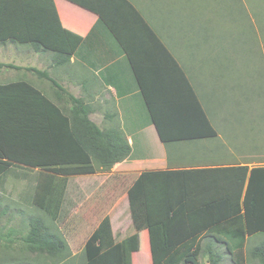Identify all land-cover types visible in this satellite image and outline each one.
Listing matches in <instances>:
<instances>
[{"label":"trees","instance_id":"trees-1","mask_svg":"<svg viewBox=\"0 0 264 264\" xmlns=\"http://www.w3.org/2000/svg\"><path fill=\"white\" fill-rule=\"evenodd\" d=\"M93 3L99 21L128 59L159 141L169 146L216 139L217 128L194 84L140 12L128 0ZM0 7H5L0 12V24L5 27L0 29V43L51 51L59 65L69 61L70 47L53 0H2ZM16 22L24 24L21 29ZM130 34L141 37L139 51L124 40ZM30 70L49 79L42 71ZM161 76L163 82L175 81L177 92L157 89ZM259 89L260 96L264 95ZM125 95L128 93L117 91L118 97ZM68 97L71 107L67 113L28 83L0 85V186L12 167L21 171V176L38 169V174L71 177L92 175L141 157L137 143L130 144L120 129L100 128L89 119L88 106ZM141 112L138 108L135 117ZM126 199L134 232L145 231L151 264H200L202 254L208 255L210 264H220L223 255L230 264H246L247 242L264 233L253 225L257 218H264V166L176 168L169 164L165 170L141 172L127 189ZM137 236L117 240L110 219L103 217L84 243L81 264H123L135 248L140 249ZM20 239L29 254L52 260L67 255L64 238L39 216L28 219L27 232ZM257 242L248 256L255 264H264V238ZM123 247L130 256H125Z\"/></svg>","mask_w":264,"mask_h":264},{"label":"rangeland","instance_id":"rangeland-1","mask_svg":"<svg viewBox=\"0 0 264 264\" xmlns=\"http://www.w3.org/2000/svg\"><path fill=\"white\" fill-rule=\"evenodd\" d=\"M138 1L144 9L158 12L160 5L167 9L174 4L172 0H147L146 4ZM176 1L182 2L178 14H171L172 8L161 13L164 18L171 15L163 21L169 37L166 41L185 65L202 106L209 111L217 128L218 137L206 146L210 147L209 161L224 165L256 164L260 159L264 162V95L260 96L259 89L264 90V0ZM187 27L192 38V45H187L191 55L187 48L176 47L178 44L172 37ZM9 51V47L0 50V61L5 65L12 63ZM136 98L141 97L138 94ZM128 118L134 125L139 124L138 119L130 115ZM94 120L102 125L101 115ZM208 140L178 145L184 150L193 143ZM131 166L134 173H115L110 177L102 171L71 177L41 172L21 176L22 172L12 167L0 186V264H81L84 243L103 217L110 219L117 240L138 235L140 249L135 248L123 264H151L147 238L144 243L145 231L134 232L128 213L126 188L135 178V171L142 170ZM124 169L130 168L118 172ZM33 216L41 217L64 238L68 249L65 258L52 260L23 250L20 238L27 232L28 219ZM9 233L13 235L9 237ZM259 235L256 237L259 240L251 239L246 244V264L256 263L249 258L248 250L256 240L264 238V234ZM123 251L125 256L129 254L125 247ZM223 256L220 264H230L227 256ZM199 263L210 264L208 255L202 254Z\"/></svg>","mask_w":264,"mask_h":264},{"label":"crops","instance_id":"crops-1","mask_svg":"<svg viewBox=\"0 0 264 264\" xmlns=\"http://www.w3.org/2000/svg\"><path fill=\"white\" fill-rule=\"evenodd\" d=\"M53 1L63 33L70 47L71 55L69 61L59 65L55 63L58 58L51 51H41L39 49L36 51L30 45H23L16 42L0 43V50L6 47L10 48L9 53L12 61L11 64L6 65L0 61V64H2L0 66V85L17 82L28 83L43 94L50 102L67 113L71 107L68 96L72 95L80 99L91 109L89 119L97 126L99 125L94 119L96 116L99 117L101 115L102 127L99 126L100 128L109 129L116 127L123 132L130 144L132 142L137 143L136 148L139 149L141 154L139 159H126L113 165L109 170H98L104 172V174L106 173L110 177L115 173H122V175L134 173L131 165H134L137 169H142L141 171H135L137 172L135 178L128 185L126 191L141 172L165 170L169 164L176 168L224 165L209 161L211 158L209 156L210 147L206 146L210 143L209 141L214 139H209L208 142L205 141L204 143H193L184 150H181L178 144L172 143L167 146L159 141L155 128L150 124L146 115L141 98H136L139 90L137 89L132 70L128 64V59L113 36L99 21L93 0ZM128 1L140 12L147 24H149L169 49L193 85L192 77L189 75L185 65L181 63L176 53H174L166 41V38L169 39V37L167 30L164 31L166 27L163 21L171 18V15L164 18L161 14L172 8L171 14L175 13L176 15L178 6L182 2L172 0L174 4H170V7L167 9L160 5L158 12L157 9H144L138 0ZM141 1H145V4L148 3L147 0ZM3 8L5 7H0V12H4ZM16 25L17 28L21 29L24 24L16 22ZM2 26L3 24H0V29L5 28ZM180 32V34L172 35L173 41L178 44L176 47L182 46L187 48L188 53L191 55L187 47V45H192V38L189 37L190 30L187 27L184 31L181 29ZM175 35H177L176 40H174ZM124 38L137 51L140 50L141 37L138 34L126 35ZM206 44L207 42L204 44L205 47ZM30 69L44 72L49 79L39 76ZM105 75L106 80L103 79ZM51 80L56 84H53ZM163 81L165 80H163L162 76L158 78L157 89H165L170 94L177 92L178 86L175 81L171 79L168 80L169 82ZM117 91L128 93V95L120 98L117 96ZM138 108L144 112H141V116L135 117L139 113H136ZM129 115L133 119H138L139 124L134 125V123L129 122ZM124 129L126 130L125 133L123 131ZM150 142H154V144L151 146ZM192 145L194 146L191 151L190 147ZM150 147L156 150V152ZM171 148L172 153H170ZM159 153L163 154V157ZM167 158H172V160L169 162ZM219 159H221L220 156L217 157L218 161ZM144 163H147L148 166L140 168L139 165ZM244 164L249 169L264 166V162H256V164L241 163V165ZM122 168H130L131 171H129L130 169H124V172H118ZM30 172H39V170L34 169ZM253 225L255 230L264 231V218H257L253 221ZM259 234L264 233H257L255 237L260 236Z\"/></svg>","mask_w":264,"mask_h":264}]
</instances>
